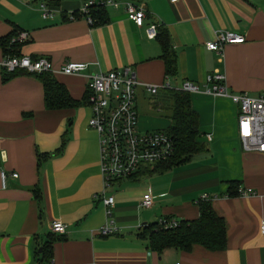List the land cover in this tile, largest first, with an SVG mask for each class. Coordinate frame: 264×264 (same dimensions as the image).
<instances>
[{
  "label": "crops",
  "instance_id": "1",
  "mask_svg": "<svg viewBox=\"0 0 264 264\" xmlns=\"http://www.w3.org/2000/svg\"><path fill=\"white\" fill-rule=\"evenodd\" d=\"M134 2L144 6L142 26L128 18L122 4L106 6V21L92 25L85 17L66 19L81 8L80 0H60L57 5L48 0H0V37L13 28L24 33L20 54L48 58L53 76L79 102L48 110L36 76L24 72L3 82L0 70V172L6 174L3 182L0 176V264H264V233L259 231L264 152L244 149L237 132L238 105L204 91L207 75L219 72L232 92L264 93V0ZM42 5L54 14L44 17ZM153 23L167 29L177 55L171 88L179 90L184 81L199 87L188 93L205 149L156 172L158 176L114 182L104 191L113 196L108 216L101 198L95 197L102 194L104 182L98 134L88 123L86 83L93 73L130 66L139 81L138 110V91L144 94L146 85L166 81L160 44L146 34ZM225 31L242 35L243 42L226 43L221 54L208 50L205 43L215 32ZM3 57L0 47V62ZM67 61L88 65L81 73L67 75L60 72ZM146 118L138 112L140 131H150L143 128ZM63 137V150L56 154ZM232 181L237 191L250 193L228 196ZM148 192L152 205L145 208L141 202ZM204 195L224 219L226 248L212 251L194 244L189 251L150 249L143 227L165 216L197 218V201ZM54 220L66 224L65 233L52 232L49 224ZM105 225L113 230L103 235L99 230Z\"/></svg>",
  "mask_w": 264,
  "mask_h": 264
},
{
  "label": "built area",
  "instance_id": "2",
  "mask_svg": "<svg viewBox=\"0 0 264 264\" xmlns=\"http://www.w3.org/2000/svg\"><path fill=\"white\" fill-rule=\"evenodd\" d=\"M93 4L103 6L119 7L121 4L129 19L137 26H142L145 9L140 3L131 0H87L82 3L79 11L84 14L87 21L92 24L88 15L89 7ZM54 10L42 5V15L52 16ZM156 24L146 28L147 37L156 36ZM18 41L26 38L24 33L16 37ZM242 35L225 31L215 32L212 40L207 41L205 46L208 50L222 53L226 43L243 42ZM85 62L67 61L61 65L60 72L71 75L81 73L87 68ZM0 67L12 71L24 69L29 73H41L52 71V64L46 57L31 58L29 56H4ZM139 81L130 66L114 68L107 72H98L89 75L86 83V104L91 108L89 126L94 128L98 134L99 144V167L104 182L102 194H96L101 198L108 216L111 214L113 196L105 195L104 191L116 180L134 176L147 165L167 161L174 152V144L171 136L162 130L140 131L137 127L138 110L136 106V87ZM146 90L154 95L161 88H171L169 78L161 85H146ZM181 91H198L199 87L192 82L184 81ZM204 91L215 96L228 97L238 105L237 132L238 137L245 150L264 152V93L256 96L248 92H232L224 82V75L213 72L207 75ZM2 182L6 176L5 171L0 172ZM17 176L16 172L12 173ZM242 194H249V190L238 188ZM206 198V195L203 196ZM141 205L149 208L152 205V195L148 192L143 195ZM178 219L163 217L158 219L160 227L174 228L179 224ZM52 232L63 234L66 224L60 220H54L49 224ZM112 228L105 225L99 232L106 235L112 232ZM259 231L264 233V218L260 221ZM176 264H180L177 262Z\"/></svg>",
  "mask_w": 264,
  "mask_h": 264
},
{
  "label": "trees",
  "instance_id": "3",
  "mask_svg": "<svg viewBox=\"0 0 264 264\" xmlns=\"http://www.w3.org/2000/svg\"><path fill=\"white\" fill-rule=\"evenodd\" d=\"M80 1L85 2L87 0ZM50 2H52L51 5H57L60 0H48L49 4ZM106 8V6L97 4H93L89 7L88 15L92 19V25L106 21ZM79 17L86 16L79 10H75L68 14L66 19L71 20ZM18 35V31L13 28L9 33L0 37V47L3 50L4 56H23L20 54V47L23 41L16 40ZM155 38L160 44L161 53L159 57L164 61L165 75L168 78H175L177 76V55L172 46L170 34L166 28L157 25ZM0 70L3 82L15 75L26 72L24 69L8 71L2 67H0ZM31 74L36 76L42 83L44 105L46 109H64L79 104L77 100L70 96L65 85L59 82L51 72L43 71L41 73ZM160 91L162 92L159 94ZM86 95L84 101H86ZM152 99L153 107L161 109L170 108V123L166 128V132L172 138L174 152L167 161L145 166L141 171L134 174L135 177L163 172L174 165L184 163L193 154L205 149L204 143L199 140L198 116L191 106L188 92L173 88H162L153 95ZM65 142L66 139L63 137L62 144L56 151V154L63 150ZM40 161L41 157L38 154V162ZM117 181L119 180L115 182ZM237 193L236 183L234 181L230 182L226 194L228 196H233ZM197 205L199 212L198 217L190 220L181 219L178 226L174 228L164 229L159 226L158 220L144 226L142 234L147 238L150 249L158 253H161L167 248L189 251L194 244L201 245L212 251L225 249L226 231L224 219L215 212L210 199L200 198L197 201ZM170 217L171 216H165L167 219ZM46 247L49 254L46 258L49 261V259H51V241L46 243Z\"/></svg>",
  "mask_w": 264,
  "mask_h": 264
},
{
  "label": "rangeland",
  "instance_id": "4",
  "mask_svg": "<svg viewBox=\"0 0 264 264\" xmlns=\"http://www.w3.org/2000/svg\"><path fill=\"white\" fill-rule=\"evenodd\" d=\"M83 3V2H82ZM153 98V95L148 93L147 91L144 94H141L138 91V112L139 115L144 119V116H148L150 118H146V121L148 122L147 125L143 128L153 130V129H165L169 123V116L171 114L170 108L162 109L154 107L152 108L149 104V100ZM154 121V122H151ZM171 173H168V176H170ZM153 175H159L158 173H155ZM152 176V175H149ZM145 177V176H144ZM146 178V177H145Z\"/></svg>",
  "mask_w": 264,
  "mask_h": 264
}]
</instances>
